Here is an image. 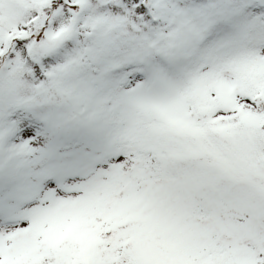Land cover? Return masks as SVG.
I'll list each match as a JSON object with an SVG mask.
<instances>
[{"label":"snow or ice","instance_id":"6c2138e0","mask_svg":"<svg viewBox=\"0 0 264 264\" xmlns=\"http://www.w3.org/2000/svg\"><path fill=\"white\" fill-rule=\"evenodd\" d=\"M0 264H264V0H0Z\"/></svg>","mask_w":264,"mask_h":264}]
</instances>
